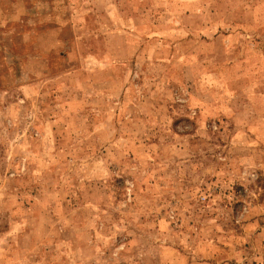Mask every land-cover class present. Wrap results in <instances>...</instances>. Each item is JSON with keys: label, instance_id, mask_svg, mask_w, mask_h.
I'll return each instance as SVG.
<instances>
[{"label": "rangeland", "instance_id": "1", "mask_svg": "<svg viewBox=\"0 0 264 264\" xmlns=\"http://www.w3.org/2000/svg\"><path fill=\"white\" fill-rule=\"evenodd\" d=\"M0 0V264H264V0Z\"/></svg>", "mask_w": 264, "mask_h": 264}, {"label": "crops", "instance_id": "2", "mask_svg": "<svg viewBox=\"0 0 264 264\" xmlns=\"http://www.w3.org/2000/svg\"><path fill=\"white\" fill-rule=\"evenodd\" d=\"M113 4H117V2L115 0H112V2L110 3V5H113Z\"/></svg>", "mask_w": 264, "mask_h": 264}]
</instances>
